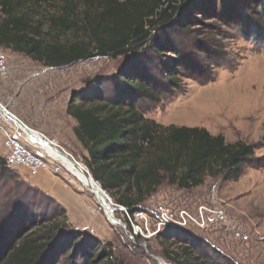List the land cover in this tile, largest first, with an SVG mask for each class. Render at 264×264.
<instances>
[{
  "label": "rangeland",
  "instance_id": "rangeland-1",
  "mask_svg": "<svg viewBox=\"0 0 264 264\" xmlns=\"http://www.w3.org/2000/svg\"><path fill=\"white\" fill-rule=\"evenodd\" d=\"M214 2L219 14L191 13L187 28L179 33V52H164L163 61L152 52L140 51L117 58L96 56L54 68L1 48L7 54L9 70L0 76V102L86 166L87 152L72 136L69 125V101L98 84L103 92L115 94L119 72L142 70L157 92L156 98L136 95L135 104L145 117L162 125L204 127L212 134H222L228 142L252 144L254 157L237 180L206 176L202 184L190 189L164 180L135 211L147 212L153 228L158 203L191 213L200 205L220 206L225 222L208 218L206 228L186 230L197 239L194 251L214 254L219 264H264V42L242 35L231 18L235 12L252 14V5L248 9L245 0ZM166 74L175 77L174 83L166 80ZM62 125L65 128H60ZM56 127L64 138H73V144L48 132L47 128ZM7 169L13 176L11 182L22 186L20 191L9 192L11 196L21 194L24 188L34 189L27 192L30 216H34L30 218L35 222L49 215L61 226L58 235L63 245L54 250L52 264H159V259L174 264L165 254L178 252L179 243L169 245L159 236L161 231L149 238L144 237L149 234L133 235L124 210L107 192L113 218L123 226L108 219L93 193L79 180L69 184L61 176L42 174L35 178L22 168ZM6 189H0V203L5 205L7 196L2 191ZM18 217L13 216L11 222ZM75 237L77 244L72 250L70 242Z\"/></svg>",
  "mask_w": 264,
  "mask_h": 264
},
{
  "label": "trees",
  "instance_id": "trees-1",
  "mask_svg": "<svg viewBox=\"0 0 264 264\" xmlns=\"http://www.w3.org/2000/svg\"><path fill=\"white\" fill-rule=\"evenodd\" d=\"M245 1L252 14L233 13V24L251 41L264 42V0ZM191 13L219 14L214 0H0V48L54 68L140 51L163 61L164 52H179V33ZM128 72L116 75L115 94L98 84L75 94L66 109L76 121L73 133L87 152L89 173L115 203L133 213L164 180L190 189L206 176L237 180L242 175L254 157L252 144L228 142L204 127L162 125L145 117L136 95L156 98L157 92L148 74ZM164 76L174 83L172 74ZM7 168L0 157V189L7 188L2 191L6 205L0 203V264H52L54 250L63 245L61 226L49 215L35 222L30 218L27 192L34 189L11 196L22 186L11 182ZM159 236L169 245L179 243L178 252L165 254L174 264H219L214 254L194 251L197 239L191 232L166 228ZM77 239L70 242L72 250Z\"/></svg>",
  "mask_w": 264,
  "mask_h": 264
},
{
  "label": "built area",
  "instance_id": "built-area-1",
  "mask_svg": "<svg viewBox=\"0 0 264 264\" xmlns=\"http://www.w3.org/2000/svg\"><path fill=\"white\" fill-rule=\"evenodd\" d=\"M8 70L7 54L0 48V76H5ZM0 149V157L4 159L8 168H22L30 177L46 173L61 176L67 183L74 184L78 179L70 169L71 162L88 172L86 166L80 164L55 139L29 127L2 102H0ZM121 209L130 223L132 234L141 236L149 234L144 236L146 238L166 228L204 229L207 227L208 218L216 222L226 221L224 209L217 205H200L195 213H191L185 208L175 209L171 205L158 203L154 206L155 224L150 228L147 212L138 210L129 213L122 206Z\"/></svg>",
  "mask_w": 264,
  "mask_h": 264
},
{
  "label": "bare ground",
  "instance_id": "bare-ground-1",
  "mask_svg": "<svg viewBox=\"0 0 264 264\" xmlns=\"http://www.w3.org/2000/svg\"><path fill=\"white\" fill-rule=\"evenodd\" d=\"M70 169L73 171V173L75 174V176L77 177V179L80 181V183H82V185H84L87 189L90 190V192L93 193V195L95 196V198L97 199L98 203L103 207L106 216L107 215V211H106V204L103 198V193L100 190V186L98 183H95L93 181V178L91 175H88L86 173H84L83 170H80V168H78V166H76L73 162H71L70 164ZM114 208L111 207V212L113 213ZM108 219H110L112 222L118 223L120 225L123 226V223L120 222L119 220H115L113 217L108 216ZM159 264H166V262H164L163 260H158Z\"/></svg>",
  "mask_w": 264,
  "mask_h": 264
},
{
  "label": "crops",
  "instance_id": "crops-1",
  "mask_svg": "<svg viewBox=\"0 0 264 264\" xmlns=\"http://www.w3.org/2000/svg\"><path fill=\"white\" fill-rule=\"evenodd\" d=\"M71 121L72 122H69V125L70 124H72L71 126H72V129H73V127L75 126V124H76V121L73 119V118H71ZM60 128H65L63 125H62V127H60ZM68 128V127H67ZM48 129V132L50 133V134H52V135H55L57 138H59L61 141H70L71 142V144H73V141H72V139L73 138H71V139H69V138H64V135H62V133H60V129H59V127L57 128H47ZM72 136H74V133H73V131H72ZM45 175L46 173H41V174H39L38 176H40V175ZM38 176H36V177H38ZM35 177V178H36Z\"/></svg>",
  "mask_w": 264,
  "mask_h": 264
},
{
  "label": "water",
  "instance_id": "water-1",
  "mask_svg": "<svg viewBox=\"0 0 264 264\" xmlns=\"http://www.w3.org/2000/svg\"><path fill=\"white\" fill-rule=\"evenodd\" d=\"M27 130L29 131V129L27 128ZM88 174V172H86ZM93 178V177H92ZM93 181L95 183H98L94 178H93ZM100 186V185H99ZM100 190L101 192L103 193V198H104V201H105V204H106V211H107V215L110 216V217H113V213L111 212V207H112V203L108 197V195L106 194V192L101 188L100 186Z\"/></svg>",
  "mask_w": 264,
  "mask_h": 264
}]
</instances>
